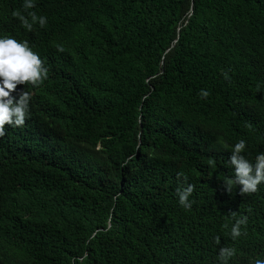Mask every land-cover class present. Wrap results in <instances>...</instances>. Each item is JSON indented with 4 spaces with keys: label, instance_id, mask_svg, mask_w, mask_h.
<instances>
[{
    "label": "trees",
    "instance_id": "16d2710c",
    "mask_svg": "<svg viewBox=\"0 0 264 264\" xmlns=\"http://www.w3.org/2000/svg\"><path fill=\"white\" fill-rule=\"evenodd\" d=\"M22 3L0 0V35L28 41L47 78L10 93L31 98L0 137V264L264 259V183L223 181L237 140L264 152V0Z\"/></svg>",
    "mask_w": 264,
    "mask_h": 264
},
{
    "label": "clouds",
    "instance_id": "9594fccd",
    "mask_svg": "<svg viewBox=\"0 0 264 264\" xmlns=\"http://www.w3.org/2000/svg\"><path fill=\"white\" fill-rule=\"evenodd\" d=\"M34 6L35 0H23L24 10L33 9ZM12 14L19 19L22 27L28 30H31L34 24L44 27L47 23L45 16H38L34 11H28L27 16L16 11ZM224 76L227 78L228 74L224 73ZM46 78L47 69L28 41L18 40L11 35H0V137L5 134V124L22 127L29 114L30 92L22 90L16 99L10 93L16 90L18 84L27 83L36 86ZM199 95L207 97L209 93L201 89ZM230 150L231 156L227 162L232 167L233 174L223 179L226 190L231 191L232 187L238 184L241 186L239 189L241 193L256 192L258 185L264 183V152L258 151L254 159L249 160L243 154L246 150L244 139L237 140L231 145ZM192 191L191 184L178 191V203L184 209L191 207L188 197ZM246 221L247 216H243L232 224L230 235L233 240L241 235V225L246 224ZM234 254L235 249L221 247L218 253L220 264H228ZM255 264H264V259H257Z\"/></svg>",
    "mask_w": 264,
    "mask_h": 264
}]
</instances>
